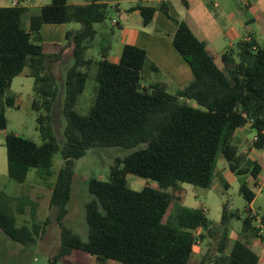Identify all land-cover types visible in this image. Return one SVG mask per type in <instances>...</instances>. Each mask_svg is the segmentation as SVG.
<instances>
[{"label":"trees","instance_id":"1","mask_svg":"<svg viewBox=\"0 0 264 264\" xmlns=\"http://www.w3.org/2000/svg\"><path fill=\"white\" fill-rule=\"evenodd\" d=\"M136 8L143 24L149 25L156 8ZM161 10L167 14L166 6ZM108 12V6L98 0L84 5L52 0L29 17L25 30L21 24L26 9L0 7V130L7 124L5 108H18L11 82L28 68L33 78L31 109L38 114L42 140L36 144L13 133L5 136L7 176L24 183L35 169L45 179L51 176L54 154L59 151L63 160L50 195L60 228V247L49 264L69 261L75 251L100 262L189 264L194 245L204 239L209 249L197 264H257L258 255L250 243L263 235L259 236V228L253 224L255 217L247 214L242 220L245 241L231 242L229 223L239 218L237 212H228L223 206L220 222L214 225L201 209L172 206L169 192L181 193L183 183L210 188L220 158L233 174L258 176L256 162L247 161L250 168L243 167L245 154L233 140L236 129L247 127L255 132L252 146L264 149V47L254 40H239L218 54L199 41L183 21H177L172 44L190 67L193 79L171 94L160 83H143L147 71L158 74L159 70L141 48L125 45L117 63L107 59L109 43L97 50V61L87 56L97 35L95 25L103 23ZM72 23L80 27L65 32L64 44L41 43L43 24ZM68 48L72 49V63L60 85L52 67ZM92 67L94 99L88 113L80 115L74 107ZM59 95H63L66 120L61 146L50 125ZM140 144L145 146L110 167L107 180H88L91 199L85 204L86 239L65 227L75 162L93 148L132 149ZM127 175L146 179L156 187L132 190ZM223 186L227 188L225 183ZM239 193L248 205L255 198L247 183L240 185ZM13 201L22 213V199L0 194V229L12 241L33 244L41 231L36 215L31 213L30 226H17L9 206ZM200 228L203 232L197 235Z\"/></svg>","mask_w":264,"mask_h":264},{"label":"rangeland","instance_id":"2","mask_svg":"<svg viewBox=\"0 0 264 264\" xmlns=\"http://www.w3.org/2000/svg\"><path fill=\"white\" fill-rule=\"evenodd\" d=\"M83 1L84 0H68L70 3H79ZM110 18H116V15L111 12L108 14V17L104 21V25L108 28H110ZM112 29L114 33L117 32L116 28ZM113 37L116 38V36ZM108 38L113 42L114 39H112L111 36ZM94 50H96L94 57H97L98 47ZM70 56V53L65 57L63 55L60 61L52 67V71L60 85L63 83L64 69L66 70L65 66L68 64ZM94 74L95 67H92L85 89L78 97L74 107V110L80 115H86L92 105L94 87L96 85ZM147 76L148 75H145V80L143 82L145 84L149 83ZM32 88V80L26 79L23 76L14 79L10 86L11 92L13 94L15 93V96L16 93H19L22 101L18 108H5L4 110L7 124L4 130H0V194L9 198H20L24 202L22 213L16 209V203L14 201L9 205L10 210L16 218L17 226L23 224L30 226L33 222L31 218V213L33 212L36 215L35 223L40 226L41 231L39 236L35 238L33 244L23 246L9 239L0 229V264H49V260L57 253L60 247V228L55 221V208L50 205V195L52 186L56 180V175L63 164L61 153L58 151L54 154L51 176L48 178L44 179L38 176L35 169H32L28 173L24 183L14 181L7 176L5 148V136L7 134L13 133L21 138L29 139L36 144H41L42 142L39 131L37 130L36 118L38 114L31 109L28 100L33 91ZM62 102L63 95H59L54 102L51 111L52 119L50 122L53 136L60 146L64 142L63 128L66 124V120L62 114ZM190 103L195 105L193 101H190ZM144 146V144H140L132 149H125L122 147L93 148L88 150L83 157L75 162L70 200L67 205L68 213L63 219L65 227L69 228L83 240L86 239L85 204L91 199V195L87 190L88 180L90 178L107 180L110 167L113 166L118 159H122L130 152L141 149ZM260 151L261 154L264 155V149ZM258 153L259 151L257 154ZM218 161L217 165L222 167L224 163L223 159L220 158ZM126 180L129 187L135 191L141 190L146 185L156 187L154 184H150V181L132 175H127ZM245 181L248 187L255 192V199L251 206L245 202L242 195L239 193V182L232 181L227 188H224L223 184L216 180L212 181L211 187L208 189L195 187L187 183L181 184L183 189L187 191L185 206L201 209L205 217L214 224L220 222L223 206H226L228 212H237L239 218H233L230 221L229 229L234 241H245L241 228L242 220L247 214L255 217L256 220L253 222L254 225H258L261 229L264 228V189L260 191L258 187H255L251 178H247ZM179 191L181 192L180 189ZM169 193L172 196V206L178 205L180 201L178 194L173 191ZM248 209H251V212H248ZM172 213L173 211L171 214ZM46 220H48V223L44 225ZM262 233L264 235V232ZM203 242V245H205L207 239H204ZM58 264H101V262L92 259L83 252L75 251L70 256L69 261H61ZM113 264L121 263L113 261Z\"/></svg>","mask_w":264,"mask_h":264},{"label":"crops","instance_id":"3","mask_svg":"<svg viewBox=\"0 0 264 264\" xmlns=\"http://www.w3.org/2000/svg\"><path fill=\"white\" fill-rule=\"evenodd\" d=\"M51 1L0 0V7H21L26 9L21 25L25 30H28L29 17L38 12L41 7L50 4ZM98 1L105 3L108 6V14L111 12L116 15V18H110V28L105 26L104 22L95 25L97 35L92 42L93 48L87 51V56L93 57L97 61L99 58L94 57L96 53L94 49L97 47L99 49L109 43L111 47L107 59L112 63H117L125 45L141 48L159 70L158 74L151 71L146 72L148 82L160 83L171 94H174L178 89L187 85L193 79L190 67L176 53L172 44V36L177 30V21H183L199 41L204 42L211 50L218 54H222L226 50L233 48L239 40H254L260 47H264V0ZM66 2L68 5H84L91 2V0H84L79 3H70L68 0ZM162 5L166 6L167 14L161 10ZM137 6H151L156 8L149 25L145 26L143 24V18L136 8ZM79 27L78 24L74 23L43 24L40 31L41 43L64 44L65 32L68 30H77ZM112 28H116L117 32L114 33ZM109 36L115 41L113 40L111 42L108 38ZM113 36H116V38ZM71 52V48L66 49L64 57L69 53L71 55ZM70 63H72L71 56L69 57L68 64L65 66L66 70L71 65ZM66 70L64 69V74ZM20 76L31 79L33 83V78L30 77L28 68H25L18 77ZM18 94L16 93V104L19 107L22 98ZM32 99L33 91L28 98L30 107ZM254 140V131L247 127H240L234 133L233 144L240 153L245 154L244 168H250L247 161L256 162L259 165L260 172L258 176L253 179L248 172L242 175L233 174L223 159L224 163L222 167L216 165L213 181L216 180L221 184L225 183L228 187L232 181H237L241 185L246 183L245 180L247 178H251L255 187L261 184V181L263 184L264 155L261 154L260 150L252 146ZM258 151L260 154H257ZM179 187L181 193L178 194L180 200L178 205L185 206L187 191L183 189L181 184ZM185 207L199 209L192 206ZM202 232L200 228L196 231V234L199 235ZM230 240L234 242L231 232ZM203 244V240H199L194 245L189 264H197L206 255L209 248L207 247V243L205 245ZM250 244V248L258 255L257 264H264V235L260 238L254 237L251 239ZM91 258L96 260L94 257ZM101 264H113V261H104Z\"/></svg>","mask_w":264,"mask_h":264},{"label":"built area","instance_id":"4","mask_svg":"<svg viewBox=\"0 0 264 264\" xmlns=\"http://www.w3.org/2000/svg\"><path fill=\"white\" fill-rule=\"evenodd\" d=\"M143 1H149V0H143ZM257 187H258L259 190L264 189V183H263V184H258ZM263 224H264V223H263ZM258 228H259V227H258ZM262 232H264V228L261 229V227H260V228H259V236L263 235Z\"/></svg>","mask_w":264,"mask_h":264}]
</instances>
